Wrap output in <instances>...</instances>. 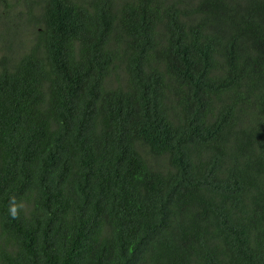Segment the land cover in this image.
Returning a JSON list of instances; mask_svg holds the SVG:
<instances>
[{
    "label": "trees",
    "instance_id": "1",
    "mask_svg": "<svg viewBox=\"0 0 264 264\" xmlns=\"http://www.w3.org/2000/svg\"><path fill=\"white\" fill-rule=\"evenodd\" d=\"M0 6V264H264V0Z\"/></svg>",
    "mask_w": 264,
    "mask_h": 264
},
{
    "label": "rangeland",
    "instance_id": "2",
    "mask_svg": "<svg viewBox=\"0 0 264 264\" xmlns=\"http://www.w3.org/2000/svg\"><path fill=\"white\" fill-rule=\"evenodd\" d=\"M14 1V0H12ZM17 10L10 9L9 17L10 20L7 21L5 18V10L0 6V48L7 50L9 46L12 44L15 47L17 44V40L24 39L25 32L19 33L20 26H25L27 21H25L24 16L21 14H16Z\"/></svg>",
    "mask_w": 264,
    "mask_h": 264
}]
</instances>
